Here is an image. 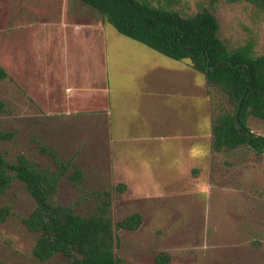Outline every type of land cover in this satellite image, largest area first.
I'll return each instance as SVG.
<instances>
[{
  "label": "rangeland",
  "instance_id": "374dc122",
  "mask_svg": "<svg viewBox=\"0 0 264 264\" xmlns=\"http://www.w3.org/2000/svg\"><path fill=\"white\" fill-rule=\"evenodd\" d=\"M47 1L53 6L63 3H32L38 6ZM187 1L186 11L194 12L202 0ZM15 4L16 0H0V65L8 73L16 71L17 59L31 51L39 29L32 25L38 18L27 24V19L19 16L17 27L10 31ZM215 14L221 24L220 35L228 45L243 44L257 34L258 52L264 54V22L261 26L254 23L248 5L220 0ZM23 78L18 77L19 82L27 85ZM194 80L195 92L205 95L213 89L209 85L206 89L203 76L195 73ZM40 82L31 77L29 86L38 104L48 106L52 114H42L15 81L8 77L0 80V129L16 130L14 138L0 142V148L10 164L16 163L20 154L49 169L72 160L84 178L74 182L70 178L74 166H70L61 180L59 198L78 213L98 209L104 201L110 202L115 222L140 213L138 229L117 231V253L129 264H160L156 260L160 253L169 256L167 264H264V154L244 146L216 151L211 122L207 134L195 129L194 154L190 155L189 149L182 158L176 155L178 147L166 138L154 145L112 146L102 126L88 128L73 116L58 117L60 91L52 93L46 82ZM164 105L156 108V121L171 120L172 110ZM248 124L264 135V119L250 116ZM183 148H190L189 143ZM35 206V198L14 178L0 197V211H10L6 220L0 216V264H72L62 255L46 262L32 257L36 234L23 219Z\"/></svg>",
  "mask_w": 264,
  "mask_h": 264
},
{
  "label": "trees",
  "instance_id": "16d2710c",
  "mask_svg": "<svg viewBox=\"0 0 264 264\" xmlns=\"http://www.w3.org/2000/svg\"><path fill=\"white\" fill-rule=\"evenodd\" d=\"M99 11L103 19L121 34L139 41L176 60H189L195 71L206 78L209 87L213 148L216 151L248 147L264 154V135L254 132L250 116L264 119V54L258 52L255 34L245 43L230 46L220 35L221 24L215 14L220 0L197 2L194 12H187V0H81ZM250 7L254 23L264 22V0H226ZM10 78L0 65V80ZM3 104L0 102V111ZM238 117L241 127H237ZM16 130L0 129V142L10 140ZM74 166L70 178L79 183L84 174L72 160L49 169L34 164L24 154L10 164L0 148V197L18 178L36 200V206L23 219L36 234L31 255L46 262L57 255L72 264H129L117 253L118 229L136 230L142 215L133 213L114 221L110 202L81 214L60 202L62 178ZM2 219L10 216L8 208L0 211ZM160 264L169 256L157 255Z\"/></svg>",
  "mask_w": 264,
  "mask_h": 264
},
{
  "label": "crops",
  "instance_id": "0c3cea01",
  "mask_svg": "<svg viewBox=\"0 0 264 264\" xmlns=\"http://www.w3.org/2000/svg\"><path fill=\"white\" fill-rule=\"evenodd\" d=\"M33 1L16 0L11 15L10 31L19 16L27 24L38 18L32 25L39 29L30 44L32 52L20 61L17 53L19 70L9 75L42 114L53 112L38 104L29 86L31 77L46 82L52 93L60 91L58 117L73 116L88 128L102 126L112 146L154 145L166 138L178 147L180 158L189 149L194 154V131L207 134L211 112L208 91L195 92L194 74L204 75L189 60L173 59L126 36L130 41L81 0H63L56 6L48 1L34 6ZM164 104L172 110L171 120L156 121L154 112ZM187 143L190 148H183Z\"/></svg>",
  "mask_w": 264,
  "mask_h": 264
},
{
  "label": "water",
  "instance_id": "95a60500",
  "mask_svg": "<svg viewBox=\"0 0 264 264\" xmlns=\"http://www.w3.org/2000/svg\"><path fill=\"white\" fill-rule=\"evenodd\" d=\"M235 123H236V126H237V127H241V123H240L238 117L235 118Z\"/></svg>",
  "mask_w": 264,
  "mask_h": 264
}]
</instances>
